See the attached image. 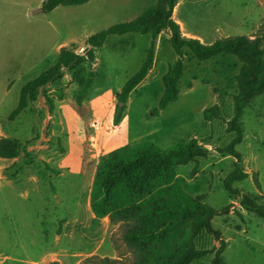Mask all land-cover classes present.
<instances>
[{"label": "rangeland", "instance_id": "obj_1", "mask_svg": "<svg viewBox=\"0 0 264 264\" xmlns=\"http://www.w3.org/2000/svg\"><path fill=\"white\" fill-rule=\"evenodd\" d=\"M47 0H0V142L17 141L18 156L0 157V264H93L91 256L130 264L138 251L123 240L120 225L93 213L92 188L100 161L115 150L149 140L163 149L197 139L210 150L177 168L183 188L204 195L217 210L219 236L196 241L209 254L194 264H214L226 242L222 264H264V217L248 212L240 197L264 196V94L244 110L243 156L248 178L230 194L224 181L234 172V156L222 153L234 139L227 123L234 116L242 62L234 55L199 61L184 51L180 99L159 114L165 77L179 60L164 30L156 40L155 65L132 93L121 120L123 87L141 69L151 34L111 35L85 65V77L68 72L48 86L38 102L15 119L25 85L57 64L61 50L84 54L89 37L144 15L159 0H92L43 13ZM173 19L189 38L210 44L236 36L262 38L264 0H179ZM221 109L207 120L205 111ZM94 124H96V127Z\"/></svg>", "mask_w": 264, "mask_h": 264}, {"label": "trees", "instance_id": "obj_2", "mask_svg": "<svg viewBox=\"0 0 264 264\" xmlns=\"http://www.w3.org/2000/svg\"><path fill=\"white\" fill-rule=\"evenodd\" d=\"M92 0H47L43 13H51L59 7L81 6ZM179 0H159L137 19L118 24L97 33L87 40L84 54L63 48L56 65L37 79L28 82L21 91L18 108L11 119L21 115L30 105L38 102L45 89L60 81L68 72L85 77V65L94 63L100 50L111 35L128 33L151 34L153 42L141 69L127 82L119 95L118 120L126 108L132 93L148 77L155 65L156 40L164 30L171 32V44L179 60L165 77L166 90L156 108L161 113L180 99L179 83L184 75V51L188 49L199 61H209L223 55H234L243 64L238 75L239 93L234 99V116L227 123V132L235 134L222 153L234 156L235 170L224 181L230 194L239 192L235 182L248 178L243 168V156L236 147L244 141L241 119L246 107L264 94V46L262 38L236 36L206 44L189 38L181 25L173 19ZM207 120L220 119L221 109L214 106L205 111ZM17 141L2 139L0 157L14 159L18 156ZM210 150L197 139L183 141L163 149L149 140L127 145L103 158L96 171L92 188L91 206L97 219L109 218L120 225L124 242L138 251V259L130 264H194L206 257L209 251L196 245L203 234L219 236L213 229V220L227 215L231 206L217 210L205 202L204 195L193 196L182 186L177 168L197 159L208 158ZM241 206L248 212L264 217V196L240 197ZM216 252L214 264H222L226 242ZM93 264H124L121 259L91 256Z\"/></svg>", "mask_w": 264, "mask_h": 264}, {"label": "built area", "instance_id": "obj_3", "mask_svg": "<svg viewBox=\"0 0 264 264\" xmlns=\"http://www.w3.org/2000/svg\"><path fill=\"white\" fill-rule=\"evenodd\" d=\"M95 126H96V124H94ZM96 127H98V126H96Z\"/></svg>", "mask_w": 264, "mask_h": 264}, {"label": "water", "instance_id": "obj_4", "mask_svg": "<svg viewBox=\"0 0 264 264\" xmlns=\"http://www.w3.org/2000/svg\"><path fill=\"white\" fill-rule=\"evenodd\" d=\"M123 105V104H122Z\"/></svg>", "mask_w": 264, "mask_h": 264}]
</instances>
